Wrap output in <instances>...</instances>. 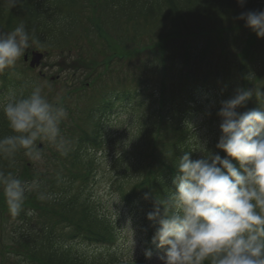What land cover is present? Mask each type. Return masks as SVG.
I'll list each match as a JSON object with an SVG mask.
<instances>
[{
    "label": "trees",
    "instance_id": "1",
    "mask_svg": "<svg viewBox=\"0 0 264 264\" xmlns=\"http://www.w3.org/2000/svg\"><path fill=\"white\" fill-rule=\"evenodd\" d=\"M98 10L107 23L100 15L95 16ZM249 10H264V0H247L244 8L237 0H100L96 5H85L83 0H17L15 6L10 0H0V32L24 23L31 36L30 49L65 55L75 47L84 51L78 44L85 40L88 50L74 61L73 83L82 80L77 74L100 77L106 63H114L134 66V72L129 69L127 74L139 85L135 90L122 86L105 91L103 82L97 81L92 101L85 108L79 104L83 98H73L77 88L62 87L66 93L61 103L68 116L60 125L61 135L65 143L72 145L64 143L63 149L70 148L64 160V155L59 157L61 152L53 150V144L37 141V148L39 143L46 148L41 153L45 162L42 173L30 167L23 150L12 159L0 156V171L13 172L23 181L40 182L39 190L28 195L20 213L27 219L31 212L30 221L35 220L44 232V238L35 241L34 246L30 247L26 240L15 249L5 247L0 264L6 262L11 251L17 255L14 264H133L115 257L90 259L75 252L79 245H108L117 237L114 222L94 210V200L84 189L83 181L88 182L97 162L103 163L98 155L89 163L95 153L86 143L99 147V125L108 129L106 122L111 121V113L119 103L124 107L136 103V110L150 107L138 114L140 124L135 130L126 132L122 128L120 134L112 135L108 129L109 138L100 143L126 150L112 161L118 188L123 192L124 204L130 206L142 226L148 225L147 215L154 209V199L145 200L144 194L151 192L162 201L170 189L174 190L175 164L184 151H195L202 143L209 151L226 155L216 148L221 132L214 130L221 102L231 99L237 88L264 92V40L237 19ZM235 23L240 25L235 28ZM103 24L117 33L106 31ZM226 31L237 32V39L229 41L224 37ZM216 54L220 66L209 69L208 57ZM14 72L6 75L8 92L0 93V99L10 92L27 96L39 81L29 75L31 71L26 67L15 66ZM86 83L87 80L80 82L79 86L84 88ZM95 95L99 96L96 100ZM260 102L264 104V100ZM257 106L253 98L238 111ZM89 123L96 126L92 132L85 129ZM12 134L0 112V137ZM48 152L54 159H47ZM200 158L203 153L192 154V159ZM7 212L0 185V214L4 217Z\"/></svg>",
    "mask_w": 264,
    "mask_h": 264
},
{
    "label": "clouds",
    "instance_id": "2",
    "mask_svg": "<svg viewBox=\"0 0 264 264\" xmlns=\"http://www.w3.org/2000/svg\"><path fill=\"white\" fill-rule=\"evenodd\" d=\"M17 0H10L15 6ZM247 0H237L244 8ZM238 20L264 40V10L242 12ZM24 23L0 32V73L12 68L31 46ZM253 98L258 106L239 112ZM264 92L237 88L231 99L221 102L217 115L220 132L216 148L222 157L200 143L186 150L175 164L174 190L157 200L147 219L158 225L153 243L161 250L159 264H264ZM0 112L12 135L0 137V156L12 159L23 150L30 159H41L37 141L64 148L61 123L68 112L57 97L49 101L39 85L27 96L9 93L0 99ZM203 158L192 159L194 152ZM235 161L236 163H234ZM0 185L9 213L23 210L28 195L40 188L38 180H21L13 172L0 171ZM43 198V197H42ZM130 245L135 248L131 229ZM151 258V252L145 253Z\"/></svg>",
    "mask_w": 264,
    "mask_h": 264
},
{
    "label": "rangeland",
    "instance_id": "3",
    "mask_svg": "<svg viewBox=\"0 0 264 264\" xmlns=\"http://www.w3.org/2000/svg\"><path fill=\"white\" fill-rule=\"evenodd\" d=\"M239 25H240V23H235V24H233V27L236 28ZM233 33H234V31H226L224 33L225 35L224 34L223 35H224V37H228L229 41H231L233 39H237V37H238L237 32L235 34H233ZM215 45L220 46V45H218L217 42H215ZM237 45H240L239 42H237ZM231 46H233V45H231ZM73 53H74V55L72 57V60L77 59V57L79 56L80 53L78 51H76V52L74 51ZM20 60H22V57L18 60V63L20 62ZM208 61H209V66H208L209 69L210 68L215 69V68H218L220 66L218 54H216L215 56L210 55L208 57ZM57 62H59V60L57 58L47 59L45 61V63H46L45 68L40 69V70H36L32 75L36 77L38 75V73L42 70L45 74L50 75V77L56 76L58 74L57 71L59 69L54 68V66L56 65ZM133 63L135 64L134 60H133ZM135 66H136V64H135ZM71 67L72 66H69V68H71ZM125 69L126 68L123 67L122 70H125ZM206 69H208V68H206ZM199 70H201V68ZM69 73L73 76L72 72H64V74L61 77V82L59 84L54 83L53 81H50L49 78L40 80L39 86L41 87L42 94L45 96L46 99H48L51 102V101L55 100L57 97H59L60 94L62 95V92H65V89L62 87H64L66 79H68L70 82H72V76H69ZM80 79H85V77L80 78ZM112 82H114L115 84L121 83L122 85L128 86L129 88H136V84L132 81V79H129L125 73L121 74L120 71H116V73L113 74V78L109 80V84L112 85ZM90 83H91V81L89 80L88 84H90ZM74 86L79 87V80L76 83H74ZM89 87H92V86H89ZM90 91H92V90L90 88H87L85 93H89ZM74 96L77 99H80V97H81L78 94H75ZM98 97H99L98 95H95L94 99L98 98ZM91 100H92V98L89 99L88 96L86 99L81 100L80 101L81 107H85L86 102L91 101ZM61 101L62 100H60V102ZM76 104L78 105L77 102H76ZM133 113H135V110L132 107H130V108L127 107L123 111V115H125V118L123 117V120H121V121L122 122H125V121L128 122V119L130 118V116ZM218 119L220 121V118H218ZM65 121H66V119H65ZM131 121H133L132 118L130 119V122ZM136 125H137V123H135V126ZM126 126H127V124H126ZM126 126H124V128H126ZM111 127H114V129H112ZM111 127H109L111 133L120 134V131H119V130H121L120 126H117L115 124V126H111ZM134 128L135 127H133V129ZM85 129L90 131L93 129V127L90 126L89 124H87V125H85ZM65 145H67L68 147H71L72 143L67 142V143H65ZM115 149H116L115 146H106L105 145V147H102V150H105V153H106L108 158H111ZM119 149H121V148H117L116 150L118 151ZM53 150H55L56 152H61L64 155V158H63L64 160L66 158V155L70 152L69 149H63L62 151H58L57 149H53ZM110 154H112V155H110ZM47 157H48L47 159H49V158L54 159L53 158L54 156L51 154ZM42 160H43V156L39 160H34V162L38 164V165L36 164L35 167L39 171H43L45 169V167H44L45 162ZM109 161H111V159H109ZM50 162L52 164L53 160H51ZM108 162L106 164L104 162L103 163L99 162L96 164V169L100 172V173L98 172V181H97L99 184L96 183V188L94 187V189H93V192L95 194L93 193L92 198L97 196V198L100 199L101 205H98L97 209L101 213L105 212L106 214H108V212H109L110 216L113 219H116L117 216L120 215V213H121L120 209L122 208V206L118 205L114 201L115 200L114 198H116V201L119 202L117 192L111 186V181L114 178L103 177V174H106L108 171H110L109 169H111L110 164ZM55 163H56V161H55ZM125 212H127V214H128L129 211L127 209H125ZM1 222H2V224H1ZM17 222H18V220L16 218H14L11 214H8L7 218L5 220H3L1 215H0V226H1L0 237H1V239H3V243H6L8 241V239L10 240V238H16L20 242L24 239H29L31 237H33V239H34V238H36L37 234L40 232L39 225H37L35 220H32L28 223H22V221H19L18 223ZM117 228H118V235L120 234V237H121L120 238V240H121L120 244H122V246L124 248L129 249V254H128L129 257H127L126 259H131L132 261H136V259L141 257V255L143 256L141 248H140V244L137 242V240L139 239L138 237H142V234H144V235L147 234V228L142 227L136 223H135V227H134V221L131 220V218L129 216H127V218H125L124 222L120 221L119 226H117ZM131 229L135 233V235H134V240H135L134 252H133L132 246L129 243V240H130L131 234H132ZM23 234H26V235L24 236ZM144 244H146V242H144ZM83 254H85L88 257L95 255L94 252H92L90 250L84 251ZM155 260L156 261H150L149 260L145 264H159V258H157ZM15 261H16V259L12 258V262H15Z\"/></svg>",
    "mask_w": 264,
    "mask_h": 264
},
{
    "label": "water",
    "instance_id": "4",
    "mask_svg": "<svg viewBox=\"0 0 264 264\" xmlns=\"http://www.w3.org/2000/svg\"><path fill=\"white\" fill-rule=\"evenodd\" d=\"M37 61H39L43 56L42 55H37Z\"/></svg>",
    "mask_w": 264,
    "mask_h": 264
}]
</instances>
